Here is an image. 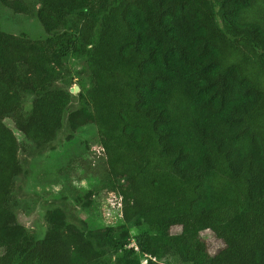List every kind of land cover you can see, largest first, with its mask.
Wrapping results in <instances>:
<instances>
[{"label": "trees", "instance_id": "obj_1", "mask_svg": "<svg viewBox=\"0 0 264 264\" xmlns=\"http://www.w3.org/2000/svg\"><path fill=\"white\" fill-rule=\"evenodd\" d=\"M0 5L47 35L0 30V264H264V0ZM68 58L82 67L75 108L58 85ZM87 125L122 220L77 227L53 209L33 237L14 214V130L34 157Z\"/></svg>", "mask_w": 264, "mask_h": 264}, {"label": "rangeland", "instance_id": "obj_2", "mask_svg": "<svg viewBox=\"0 0 264 264\" xmlns=\"http://www.w3.org/2000/svg\"><path fill=\"white\" fill-rule=\"evenodd\" d=\"M93 1L85 0V5ZM37 6L36 4L35 7ZM0 30L16 36L24 34L31 40L47 37L36 18L14 14L1 5ZM68 59L65 65L67 72L58 85L70 92L77 86L82 67L76 61ZM83 78L86 89L88 79ZM78 92L79 87L77 92H70L74 96V108ZM31 101L30 96L25 98V113L29 112ZM5 122L14 129L11 120ZM14 134L18 143L19 160V172L14 177V214L17 223L30 235L38 239L44 237L47 230L45 215L53 209H60L66 216V222L77 227L85 223L90 229L108 228L121 222V207L118 205L120 196L106 187L104 155L94 126L81 127L69 137L63 134L55 147L34 157L23 151L29 148L30 143L24 140L19 131L14 130ZM181 228L173 227L170 231L178 234L183 229ZM136 235V230L128 231L126 248H137ZM201 236L212 255L221 249V244L210 231L202 232ZM146 258L149 257H142V264H146Z\"/></svg>", "mask_w": 264, "mask_h": 264}, {"label": "water", "instance_id": "obj_3", "mask_svg": "<svg viewBox=\"0 0 264 264\" xmlns=\"http://www.w3.org/2000/svg\"><path fill=\"white\" fill-rule=\"evenodd\" d=\"M78 91V87L77 86H75L74 88H72L71 90H70V92H77Z\"/></svg>", "mask_w": 264, "mask_h": 264}, {"label": "built area", "instance_id": "obj_4", "mask_svg": "<svg viewBox=\"0 0 264 264\" xmlns=\"http://www.w3.org/2000/svg\"><path fill=\"white\" fill-rule=\"evenodd\" d=\"M118 205H119V207H121V198H120V201H119Z\"/></svg>", "mask_w": 264, "mask_h": 264}]
</instances>
